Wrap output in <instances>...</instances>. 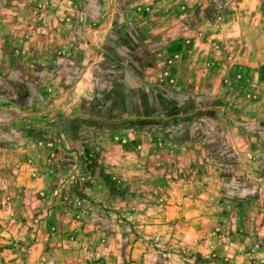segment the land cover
Here are the masks:
<instances>
[{
    "label": "rangeland",
    "instance_id": "obj_1",
    "mask_svg": "<svg viewBox=\"0 0 264 264\" xmlns=\"http://www.w3.org/2000/svg\"><path fill=\"white\" fill-rule=\"evenodd\" d=\"M182 1L187 6L98 0L88 7L103 21L86 24L82 0H0V244L7 250L25 252L44 229L45 241L94 238L102 251L117 234L121 257L139 238L161 264L166 255L187 264H264V0ZM126 28L132 37L118 40ZM127 53L137 66L117 64ZM220 138L235 164L219 168L254 198L231 191V203L219 202V192L218 204L205 198L208 215L189 218L202 217L201 229L186 231L184 217L171 216L168 228L142 236L130 215L106 208L120 195L130 213L138 197H151L142 208L163 209L169 200L190 207L194 184L184 180L201 169L184 162L203 154L221 162ZM209 169L219 178L215 165ZM251 226L258 239L248 244Z\"/></svg>",
    "mask_w": 264,
    "mask_h": 264
},
{
    "label": "crops",
    "instance_id": "obj_2",
    "mask_svg": "<svg viewBox=\"0 0 264 264\" xmlns=\"http://www.w3.org/2000/svg\"><path fill=\"white\" fill-rule=\"evenodd\" d=\"M212 2L214 3L215 1ZM212 2L209 1V4ZM91 3H95L97 5L98 0H82V7L80 6V8L84 15L83 23L95 24V22L99 21L100 19L101 21H103V16L97 14L93 15L95 13L91 11V9L88 7V5ZM178 3L185 4L187 6V4L183 3L182 0H166L165 4L166 5L168 4L169 7H172V6H178ZM188 5L190 6L193 4L188 3ZM238 5L240 4L238 3ZM243 5L245 4L243 3ZM104 22H106V20ZM75 24H79L77 23V20H75ZM126 30L127 31L121 36L122 39L119 37L118 40L125 41L128 40V37H132L131 34L127 35L130 29L126 28ZM72 33L76 34V29H73ZM75 34H74V38L77 37ZM107 37H108V33L105 36L103 42L104 45L107 41ZM68 41H69V45H71L70 39ZM117 57L119 59V60L117 59L118 60L117 64L127 63L130 66H134V67L137 64L136 63L137 55L135 54H131V55H129L128 53L124 55L119 54L117 55ZM126 59H129V61ZM195 139H197V137L186 136L184 141H196ZM181 146L178 148H182ZM198 149L202 151V148L199 146ZM155 156L156 155L153 154L150 155L149 157L153 161H156ZM191 162L193 163L191 164ZM212 165L214 166L213 160L210 161L205 159L204 154L203 157H201V159L186 158V162H184L185 168L195 167L196 169L199 168L201 169V170L199 169L200 171L196 173L192 181H190L191 178L187 179V181L184 180V182H188L189 184L190 183L194 184L193 187L189 188L190 189L189 193L187 191L188 194L186 200L193 201V204L190 203L191 204L190 207L185 206V204H183V207H176L173 206V202L169 200L171 206L163 207V209L153 208L152 206H150V204H148L149 206H146L145 204L144 207L142 208L139 205L144 204V202L148 203L149 202L148 200H151V197H149V199H145L144 197L141 199V197L140 198L138 197L137 199H135L138 200V202L134 204L132 203L134 207L132 208V212L130 213V211H128L129 203H127L125 200L126 197L123 196L121 197L120 195L117 196L115 199L113 198L108 199L106 201L107 204L106 208L116 210L117 211L116 214L117 215L119 214L122 217H125L126 215H130L129 220L132 219V221L135 223L134 227H136L137 232H141V236L142 233L152 235L154 232L160 231L158 229L168 228L167 226L170 224L169 217L171 216L174 219L175 218L179 219V217L183 216L184 218L183 220L181 219V221L183 222L186 231L199 230L205 225V223H203L204 219H202L201 217V220H198L200 219L199 217L197 220L191 221L189 218H191L192 216L198 217L200 215L203 216L204 214L207 215L209 214L207 211L208 208L206 207L208 203L205 201L206 200L205 198L212 197L215 200V202L218 204L217 197L219 194L220 181L219 178L216 177L215 173H213V171L209 169L212 167ZM204 168L207 170L208 175L203 174ZM249 184L250 183L246 181L247 188L249 187L248 186ZM208 185H211L210 186L211 190H209L210 194L209 192H207L208 190L206 189ZM244 196L247 197L248 199L254 198L253 194L248 195L246 194V192L244 193ZM199 202H202L201 208L199 206ZM164 208H167V211H164ZM151 213H154V215H152ZM151 216H155V217L151 219ZM162 216H167V217L162 218ZM214 216L216 217L215 219ZM212 217H213L212 222H215L220 217L219 207L216 209L215 215H213ZM154 223H158V224H154ZM161 223H163L164 226H161ZM43 230L44 229H41L40 232L42 231L44 233L45 230L44 231ZM252 230H256V227L252 229L251 226V228L249 229V231L251 232H249L248 236L246 237L248 239L245 240V242L247 241L248 244L258 239L255 237V235H253ZM39 234L37 237L39 241L37 240L36 243H32V245H27V248H25V252L23 253H19L17 250H15V253L10 252L12 250H7L8 247L4 246L3 245L4 243L0 244V264H40V260H43L44 264H121L120 262L122 261L126 262L127 264H161V262L159 263L158 257H156L157 256L156 251L152 249L151 245L139 238H131L129 240L128 246L125 249L126 254L123 257H121L120 256L121 253L119 252L120 241L117 234L109 235V238H107V243L105 245L104 251L101 250L102 248L100 249L99 242L93 237H91L93 239L81 238V240H78L72 244H69L67 246L64 245L62 246L59 245V243L57 244L56 242H54V239L53 240L49 239L48 241H45L43 234L41 235ZM259 240L261 243L262 239ZM0 242H3V239H0ZM105 253L107 254L102 257V255ZM94 256L97 257L98 259L95 260L96 258ZM162 264H187V262L184 263L183 261H181L180 263H178L174 261L173 256L166 255V257H164Z\"/></svg>",
    "mask_w": 264,
    "mask_h": 264
},
{
    "label": "trees",
    "instance_id": "obj_3",
    "mask_svg": "<svg viewBox=\"0 0 264 264\" xmlns=\"http://www.w3.org/2000/svg\"><path fill=\"white\" fill-rule=\"evenodd\" d=\"M216 144L220 150L216 149V153L214 156L221 160V162L215 161L216 164H214L216 169L219 172H221L219 174V178L222 180V184L219 188V192H220L219 202L231 203L233 200V197L231 194H229V192L238 191L240 193L241 192L245 193V191L243 190V188H238L239 190L237 188H234L233 186L238 184V181L235 179V183L231 185L232 180H233L232 176L229 175L228 173H225L224 171L221 170V168H219L220 166L223 167L226 165L228 168L233 167L235 164L234 162L235 155L230 149H228L227 146L224 145L221 138L216 142Z\"/></svg>",
    "mask_w": 264,
    "mask_h": 264
},
{
    "label": "built area",
    "instance_id": "obj_4",
    "mask_svg": "<svg viewBox=\"0 0 264 264\" xmlns=\"http://www.w3.org/2000/svg\"><path fill=\"white\" fill-rule=\"evenodd\" d=\"M164 75H165V76H168L166 72H164ZM170 81H171V80H170Z\"/></svg>",
    "mask_w": 264,
    "mask_h": 264
}]
</instances>
